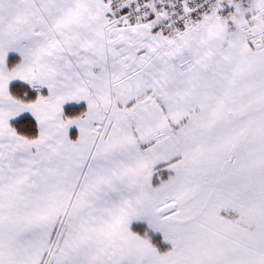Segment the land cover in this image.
<instances>
[{
    "label": "snow or ice",
    "instance_id": "snow-or-ice-1",
    "mask_svg": "<svg viewBox=\"0 0 264 264\" xmlns=\"http://www.w3.org/2000/svg\"><path fill=\"white\" fill-rule=\"evenodd\" d=\"M0 264H264V0H0Z\"/></svg>",
    "mask_w": 264,
    "mask_h": 264
}]
</instances>
